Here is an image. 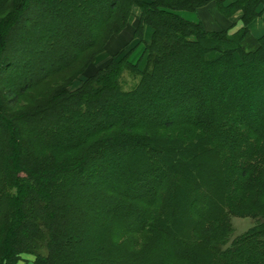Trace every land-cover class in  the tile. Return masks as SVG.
I'll return each instance as SVG.
<instances>
[{"label":"trees","instance_id":"trees-1","mask_svg":"<svg viewBox=\"0 0 264 264\" xmlns=\"http://www.w3.org/2000/svg\"><path fill=\"white\" fill-rule=\"evenodd\" d=\"M212 1L0 0V264H264V0Z\"/></svg>","mask_w":264,"mask_h":264},{"label":"crops","instance_id":"crops-1","mask_svg":"<svg viewBox=\"0 0 264 264\" xmlns=\"http://www.w3.org/2000/svg\"><path fill=\"white\" fill-rule=\"evenodd\" d=\"M220 1H222L223 5L227 7L235 3L237 0H220ZM178 13L190 21H194V22L204 21L206 22L208 27L212 29H216L220 26H224V27L233 26L232 31H235L242 26V22H241V17L243 14L242 11H237L235 14L227 17L219 11L216 0H213L207 7L199 9L197 12L179 11ZM140 14H141V9L139 7H135L133 10V15L129 20L128 27L122 33L115 35L113 38H111L107 50L101 54L102 56L101 55L98 56L99 58L100 56L102 58L105 56L104 54H108V57L107 58L105 57L102 60V62L98 61L99 58H97L96 65L100 66L106 63L111 58V55L125 48V46L132 41L134 31L136 29L137 18L140 16ZM262 35H264V13L261 17L257 18L253 23V25L251 26L250 34L248 35L245 41V48L248 50L255 49L258 45V40ZM138 50L139 48L132 55L131 61L137 62L141 57L142 51L141 53H139Z\"/></svg>","mask_w":264,"mask_h":264},{"label":"rangeland","instance_id":"rangeland-1","mask_svg":"<svg viewBox=\"0 0 264 264\" xmlns=\"http://www.w3.org/2000/svg\"><path fill=\"white\" fill-rule=\"evenodd\" d=\"M67 21V20H66ZM68 22H70V20H68ZM149 35L147 34V40L149 39ZM135 43H137V40H135V41H133L130 45H129V47L127 48L126 47V50H125V52L128 50V49H130ZM139 53H141V51H143V46H141L140 48H139ZM124 52V53H125ZM105 56L104 57H102L101 58V56H100V58L99 59H101V60H99L98 59V61H100V62H102V60L106 57H108V54H104ZM99 63V62H98ZM77 85H78V83H76ZM233 223H234V226H235V235H238V234H241V233H243L244 231H246V230H248V228H250L252 225H253V220L252 219H250V218H247V217H245V218H243V217H240V216H238V217H235L234 219H233ZM25 259H26V261H28L29 262V264H33V262H34V257L33 256H30V255H28V256H26L25 257Z\"/></svg>","mask_w":264,"mask_h":264}]
</instances>
